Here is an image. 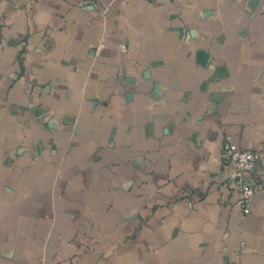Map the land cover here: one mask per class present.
Segmentation results:
<instances>
[{
    "label": "crops",
    "instance_id": "obj_1",
    "mask_svg": "<svg viewBox=\"0 0 264 264\" xmlns=\"http://www.w3.org/2000/svg\"><path fill=\"white\" fill-rule=\"evenodd\" d=\"M0 264H264V0H0Z\"/></svg>",
    "mask_w": 264,
    "mask_h": 264
},
{
    "label": "built area",
    "instance_id": "obj_2",
    "mask_svg": "<svg viewBox=\"0 0 264 264\" xmlns=\"http://www.w3.org/2000/svg\"><path fill=\"white\" fill-rule=\"evenodd\" d=\"M223 158L227 166H233L235 169L230 178L240 195L241 211L244 215H248L251 213L252 202L259 187L256 166L262 160V154L239 149L227 140L223 148Z\"/></svg>",
    "mask_w": 264,
    "mask_h": 264
}]
</instances>
